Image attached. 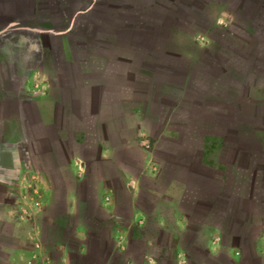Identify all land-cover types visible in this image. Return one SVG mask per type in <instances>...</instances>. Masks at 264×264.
<instances>
[{
    "label": "crops",
    "instance_id": "crops-1",
    "mask_svg": "<svg viewBox=\"0 0 264 264\" xmlns=\"http://www.w3.org/2000/svg\"><path fill=\"white\" fill-rule=\"evenodd\" d=\"M240 133L264 147V0H0V264H264Z\"/></svg>",
    "mask_w": 264,
    "mask_h": 264
},
{
    "label": "trees",
    "instance_id": "trees-1",
    "mask_svg": "<svg viewBox=\"0 0 264 264\" xmlns=\"http://www.w3.org/2000/svg\"><path fill=\"white\" fill-rule=\"evenodd\" d=\"M205 103H208L207 101ZM234 122L237 124L245 125L251 124L252 127H255V119L253 117H241L238 113H235ZM230 124L227 121V118L224 116H220L219 118H214L212 122H210L207 125H204L203 127L199 128L200 132L203 134L208 133H214V134H221L224 136V134L229 131ZM264 147H260L259 144H257V141L255 140V137H248L247 135H244L240 133L235 140H229L225 142V154H228L227 157L224 156L225 161L228 164L227 171H226V183L232 181H236L237 177L240 176L238 173L240 171L239 168L247 167L250 169H259L260 164L257 160H254L252 156H258L259 153ZM242 155L243 158L246 160H251L248 163H244L243 158H239L236 155ZM264 168V166L262 167ZM259 172V170H257ZM237 172V173H236ZM90 223L91 227L94 225H97V221H91ZM91 245H101V241L98 239H92ZM103 254V255H102ZM102 254H92V255H81L78 253H74L72 256V262L73 264H83L85 261L88 262V264H100L99 258L104 256V253ZM94 257H97V259H94Z\"/></svg>",
    "mask_w": 264,
    "mask_h": 264
},
{
    "label": "rangeland",
    "instance_id": "rangeland-1",
    "mask_svg": "<svg viewBox=\"0 0 264 264\" xmlns=\"http://www.w3.org/2000/svg\"><path fill=\"white\" fill-rule=\"evenodd\" d=\"M204 24H205V26L207 25V20H204ZM9 42V45L11 46L13 43L12 42H10V41H8ZM224 42H222L221 44L222 45H224L223 44ZM225 46V45H224ZM225 48H226V46H225ZM25 55H27V56H30L28 53H26ZM31 57V56H30ZM77 243H78V241L77 240H74V242H73V244L74 245H77ZM84 264V263H83Z\"/></svg>",
    "mask_w": 264,
    "mask_h": 264
}]
</instances>
